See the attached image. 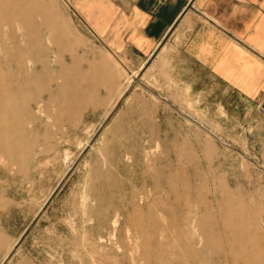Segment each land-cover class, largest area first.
Listing matches in <instances>:
<instances>
[{
	"label": "rangeland",
	"instance_id": "obj_1",
	"mask_svg": "<svg viewBox=\"0 0 264 264\" xmlns=\"http://www.w3.org/2000/svg\"><path fill=\"white\" fill-rule=\"evenodd\" d=\"M22 2L3 29L44 48L50 76L5 98L52 96L31 118L0 116L17 127L0 144L19 146L0 151V264H264V124L246 139L194 122L142 75L117 97L127 71L72 0Z\"/></svg>",
	"mask_w": 264,
	"mask_h": 264
},
{
	"label": "crops",
	"instance_id": "obj_2",
	"mask_svg": "<svg viewBox=\"0 0 264 264\" xmlns=\"http://www.w3.org/2000/svg\"><path fill=\"white\" fill-rule=\"evenodd\" d=\"M72 2L126 69L122 91L142 75L166 104L205 116L191 114L194 122H220L246 139L264 124V0Z\"/></svg>",
	"mask_w": 264,
	"mask_h": 264
},
{
	"label": "bare ground",
	"instance_id": "obj_3",
	"mask_svg": "<svg viewBox=\"0 0 264 264\" xmlns=\"http://www.w3.org/2000/svg\"><path fill=\"white\" fill-rule=\"evenodd\" d=\"M24 5L26 4L22 0H0V116L4 115L7 109H10L9 111L14 117L25 114L26 117L31 118V115L34 114L32 112H39L52 96L49 93L47 96H41L38 100L32 102V104H29V101V107H24L25 103L22 105L15 104L14 102L11 103L5 98V96H9L12 99H22L26 96V92L37 90L40 86L46 87V83H41L40 79H47L50 76L48 69L41 68L39 70L38 68V58L36 55L45 49H39L34 43L30 42H25L24 44L21 42L22 45H18L13 41L16 32L12 30L5 34L3 29L10 22L17 21L20 23L24 12ZM17 26L21 29L19 24ZM20 40L22 41L21 38ZM9 42L12 43L11 48L7 46ZM43 59L45 62L49 61V63L47 62L48 66H51V61L48 60L47 55ZM57 89L59 92L62 90V87L57 85ZM117 94V97H119L122 94V90ZM112 104L115 105V101H111L110 105L112 106ZM6 125L0 124V136H6L8 132L17 128L16 124ZM17 147L19 146H16L14 143H1L0 151H12ZM237 264L242 263L238 261Z\"/></svg>",
	"mask_w": 264,
	"mask_h": 264
}]
</instances>
